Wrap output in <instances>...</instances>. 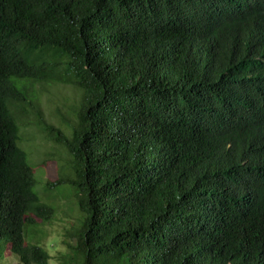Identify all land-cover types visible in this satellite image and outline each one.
<instances>
[{"label": "trees", "instance_id": "obj_1", "mask_svg": "<svg viewBox=\"0 0 264 264\" xmlns=\"http://www.w3.org/2000/svg\"><path fill=\"white\" fill-rule=\"evenodd\" d=\"M62 207L61 264H264V0H0V261Z\"/></svg>", "mask_w": 264, "mask_h": 264}, {"label": "rangeland", "instance_id": "obj_2", "mask_svg": "<svg viewBox=\"0 0 264 264\" xmlns=\"http://www.w3.org/2000/svg\"><path fill=\"white\" fill-rule=\"evenodd\" d=\"M67 97H71L72 92L67 90L66 92ZM65 95V91L62 92L61 95L57 94L56 92L50 90L49 100L54 99L57 100L58 98H62ZM56 106H60V104H52L51 109L53 110ZM51 117H53L51 115ZM55 146L49 144L46 148L48 152L56 153L57 151L54 149ZM46 150L40 151V153H45ZM30 161V158H29ZM34 164L39 165L42 167L41 169L44 170V173L41 172L39 174L40 179L43 181H55L57 179V166L55 162H47V164L42 165L37 157ZM66 207V206H63ZM61 210H65L63 213H59L57 219L50 225L45 226L44 228V242L47 251L50 254L51 260L49 264H61L60 259L61 253H64L63 242L69 240L68 233L71 231L72 226L76 224L77 221V214L72 212H67L66 208ZM63 247V249H62ZM19 261L16 257L12 255L3 256L0 264H18Z\"/></svg>", "mask_w": 264, "mask_h": 264}]
</instances>
